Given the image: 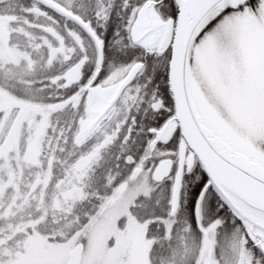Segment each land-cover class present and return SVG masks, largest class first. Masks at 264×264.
Listing matches in <instances>:
<instances>
[{
	"label": "snow or ice",
	"instance_id": "snow-or-ice-1",
	"mask_svg": "<svg viewBox=\"0 0 264 264\" xmlns=\"http://www.w3.org/2000/svg\"><path fill=\"white\" fill-rule=\"evenodd\" d=\"M0 264H264V0H0Z\"/></svg>",
	"mask_w": 264,
	"mask_h": 264
}]
</instances>
